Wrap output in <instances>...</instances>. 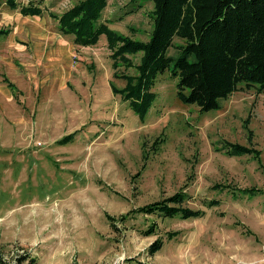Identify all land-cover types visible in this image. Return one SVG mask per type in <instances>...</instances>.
<instances>
[{
  "label": "rangeland",
  "instance_id": "rangeland-1",
  "mask_svg": "<svg viewBox=\"0 0 264 264\" xmlns=\"http://www.w3.org/2000/svg\"><path fill=\"white\" fill-rule=\"evenodd\" d=\"M30 1L40 14L0 2V252L9 264H264V93L238 89L203 110L180 98L168 68L142 118L114 87L127 84L120 74H138L144 52L115 67L105 33L78 44L50 15L79 0H18ZM153 9V0H108L101 20L147 41ZM182 43L176 36L167 53ZM236 142L256 150L228 152ZM181 190L201 215L139 209ZM156 238L163 245L151 254Z\"/></svg>",
  "mask_w": 264,
  "mask_h": 264
},
{
  "label": "trees",
  "instance_id": "trees-1",
  "mask_svg": "<svg viewBox=\"0 0 264 264\" xmlns=\"http://www.w3.org/2000/svg\"><path fill=\"white\" fill-rule=\"evenodd\" d=\"M2 0H0L1 2ZM10 7H19L24 14H40L37 1L20 4L18 0H5ZM154 27L149 40L142 41L118 33L102 21L108 0H79L61 14L59 28L73 35L75 43H96L101 34L107 35L114 66L126 54L142 50L138 74L126 75L124 88H116L143 118L155 94L151 90L154 78L170 68L179 78L178 95L186 102H196L201 109L218 108L221 99L235 90L255 88L264 93V0H153ZM6 32L0 29V33ZM176 36L184 43L178 45L177 56L167 53ZM117 71V70H116ZM114 75H118V72ZM12 85V82L9 83ZM73 134H70L72 136ZM228 152H252L250 146L230 143ZM183 190L141 206L146 213L159 212L182 217L198 216L203 212L184 206ZM163 245L156 238L148 247L151 254ZM18 256V260H23ZM135 264H154L134 260ZM0 264L9 261L0 252Z\"/></svg>",
  "mask_w": 264,
  "mask_h": 264
},
{
  "label": "crops",
  "instance_id": "crops-1",
  "mask_svg": "<svg viewBox=\"0 0 264 264\" xmlns=\"http://www.w3.org/2000/svg\"><path fill=\"white\" fill-rule=\"evenodd\" d=\"M51 14H52V13H51ZM51 14H50V15H51ZM61 31H62V30H61ZM62 32H63V31H62ZM67 34H68V33H67ZM73 40H74V39H73ZM86 46H88V45H86ZM4 80H5V78H4ZM8 85L10 86V84H9V83H8Z\"/></svg>",
  "mask_w": 264,
  "mask_h": 264
}]
</instances>
